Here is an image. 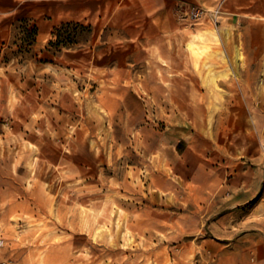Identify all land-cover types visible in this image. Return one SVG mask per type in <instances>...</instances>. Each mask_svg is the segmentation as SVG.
Segmentation results:
<instances>
[{
    "label": "rangeland",
    "instance_id": "obj_1",
    "mask_svg": "<svg viewBox=\"0 0 264 264\" xmlns=\"http://www.w3.org/2000/svg\"><path fill=\"white\" fill-rule=\"evenodd\" d=\"M243 11L264 24V0H0V264H264Z\"/></svg>",
    "mask_w": 264,
    "mask_h": 264
},
{
    "label": "crops",
    "instance_id": "obj_2",
    "mask_svg": "<svg viewBox=\"0 0 264 264\" xmlns=\"http://www.w3.org/2000/svg\"><path fill=\"white\" fill-rule=\"evenodd\" d=\"M245 13L240 12H229V14L221 15L222 21L230 26L232 24L239 32L242 34V37L245 42V46L247 47L248 53V61L252 64H257V66L264 65V55L258 54V50L264 48V24H256L250 18H248V14L252 13L253 11H243ZM220 24V26H222ZM259 38V39H258ZM255 50V54L253 51ZM250 115L252 114V108L249 103L246 104Z\"/></svg>",
    "mask_w": 264,
    "mask_h": 264
},
{
    "label": "built area",
    "instance_id": "obj_3",
    "mask_svg": "<svg viewBox=\"0 0 264 264\" xmlns=\"http://www.w3.org/2000/svg\"><path fill=\"white\" fill-rule=\"evenodd\" d=\"M188 5L186 2H181V6ZM223 13L222 10L220 9H206V8H201L197 9L195 7H189L187 6L185 11H180L177 12L179 17L183 20L186 21V23L189 26H196L198 24H203L205 22L217 24L219 22V16L220 14ZM1 243V240H0ZM1 264H11L10 260L3 261Z\"/></svg>",
    "mask_w": 264,
    "mask_h": 264
},
{
    "label": "trees",
    "instance_id": "obj_4",
    "mask_svg": "<svg viewBox=\"0 0 264 264\" xmlns=\"http://www.w3.org/2000/svg\"><path fill=\"white\" fill-rule=\"evenodd\" d=\"M23 22H24L23 23L24 25L21 26V28L23 29V32L27 35L26 38H28V39L25 38V41H28L25 43H27L28 45H32L36 40L38 28L35 25L31 26V24L29 23V20H27V19H25V20L23 19ZM61 30H62L61 28L58 30V36H59L58 41H55V42L51 41L50 42L52 45L57 44L58 46H60L62 43H67L66 40H63L61 38V34H60ZM68 41H70V40H68Z\"/></svg>",
    "mask_w": 264,
    "mask_h": 264
}]
</instances>
